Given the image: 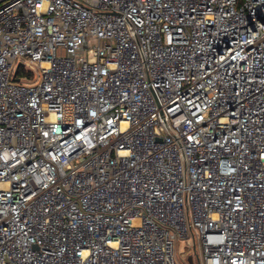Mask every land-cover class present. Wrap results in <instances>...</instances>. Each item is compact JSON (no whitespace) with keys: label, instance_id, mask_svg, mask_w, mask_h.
Segmentation results:
<instances>
[{"label":"built area","instance_id":"obj_1","mask_svg":"<svg viewBox=\"0 0 264 264\" xmlns=\"http://www.w3.org/2000/svg\"><path fill=\"white\" fill-rule=\"evenodd\" d=\"M179 240L264 264V0H0V264Z\"/></svg>","mask_w":264,"mask_h":264},{"label":"rangeland","instance_id":"obj_2","mask_svg":"<svg viewBox=\"0 0 264 264\" xmlns=\"http://www.w3.org/2000/svg\"><path fill=\"white\" fill-rule=\"evenodd\" d=\"M199 254H198V253ZM191 254H194L195 263L197 264L199 262V259L201 262H203V252L198 242V250L195 252V249L193 246H189L188 242L185 240H179L177 241L175 245V256L176 258L181 261L184 264H190L189 263V256ZM199 255V258L197 256Z\"/></svg>","mask_w":264,"mask_h":264},{"label":"water","instance_id":"obj_3","mask_svg":"<svg viewBox=\"0 0 264 264\" xmlns=\"http://www.w3.org/2000/svg\"><path fill=\"white\" fill-rule=\"evenodd\" d=\"M16 74H17V71H16L15 75H16ZM189 263H190V264H195L192 255L189 256Z\"/></svg>","mask_w":264,"mask_h":264}]
</instances>
